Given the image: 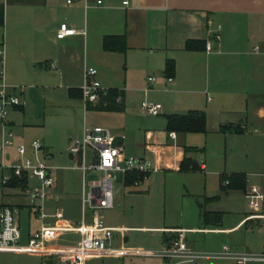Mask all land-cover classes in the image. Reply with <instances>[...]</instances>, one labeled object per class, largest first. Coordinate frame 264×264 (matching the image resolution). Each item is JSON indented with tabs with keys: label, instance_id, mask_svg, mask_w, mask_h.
I'll return each mask as SVG.
<instances>
[{
	"label": "crops",
	"instance_id": "1",
	"mask_svg": "<svg viewBox=\"0 0 264 264\" xmlns=\"http://www.w3.org/2000/svg\"><path fill=\"white\" fill-rule=\"evenodd\" d=\"M0 2L3 4L0 43L3 41L5 45V80L21 99V104L9 112L8 123L11 128L19 125V112H24L25 102L29 95H36L37 88H64L73 107L82 106L81 134L85 126H101L114 136L117 144L122 145L125 155L151 160L155 169L149 171L144 180L141 179L146 183L154 173L183 170L202 172V191L193 195L197 218L202 222L200 202H203L204 209L222 214L218 226L222 225L225 213H238L240 218L236 227L262 229L264 251V198L259 210L248 207L244 195L249 189L247 178L245 189H241V202L237 207L226 210L222 201L235 199V193L240 189H221V180L228 178L225 177L226 173H246L249 169H255L261 182L260 187L257 186L264 192V0ZM61 22L74 27L76 32L57 37L56 31ZM108 34H124L126 48L105 49L103 36ZM188 39H209L212 47L207 49L203 42L198 47L186 48ZM255 45L259 46L258 51L253 49ZM167 58H172L174 62L172 75L164 73ZM86 65L96 68L95 78L102 85L121 90L120 108L96 109L82 104L79 90ZM148 75L155 76L151 83L147 79ZM145 87L148 89L145 90ZM143 98L162 103L161 113L147 114L157 116L153 120L139 113L138 100ZM189 110H202L205 113L204 131L167 128L166 114L185 113ZM74 114L78 115L76 112ZM221 124L236 126L238 130H221ZM172 130L175 131V137L169 135ZM237 143L244 149L243 164L248 168L243 166L242 170L227 171V156ZM42 148L47 149L49 146L42 145ZM211 155L225 158L211 161ZM70 156L76 164V159ZM183 158L189 166L195 164L196 167L180 168ZM75 164L73 166L81 171ZM52 169L55 167L50 165L54 182L49 188L48 198L57 200ZM85 173L83 177L81 171L80 216L62 217L69 221V226L63 231L58 223L61 216L56 214L51 217L49 213H43L44 218L41 219L35 211L34 216L39 224L31 227L28 222L25 233L20 229L24 243L42 224L49 228L53 224L55 226V231L50 233L47 240L48 244L57 239L60 246L78 241L80 235L77 224L81 218V190L86 180ZM121 174L124 184H133L125 179L129 173ZM5 187L20 189L15 184ZM21 192V189L7 191L3 188L0 202L17 205L19 214L21 208L25 207L30 221L34 203L10 200L13 195H20ZM215 193H219L217 198L204 201V197ZM189 209H193L191 205ZM254 212L258 216L250 217ZM100 217L105 225L113 229L111 245L115 248H130L124 246V228L106 223L103 214ZM118 228L123 231H117ZM157 229L161 231L160 243L166 246L170 244L172 236H176L175 230L178 229L184 231L187 243L191 230L184 223L164 225ZM115 233L121 235L116 243ZM123 257L126 256L90 257L85 264L90 259Z\"/></svg>",
	"mask_w": 264,
	"mask_h": 264
},
{
	"label": "rangeland",
	"instance_id": "2",
	"mask_svg": "<svg viewBox=\"0 0 264 264\" xmlns=\"http://www.w3.org/2000/svg\"><path fill=\"white\" fill-rule=\"evenodd\" d=\"M2 31L0 26V37ZM35 94V96L29 95L27 102H25L24 112H19L18 119L21 120L19 125L12 127L14 131L13 143L7 146L3 152L0 151V166L7 165L21 157L16 150L18 145H25L27 147L25 156H31L30 143L33 140L40 142L41 147L38 151L40 156H45L46 162L55 167L52 171L55 177V191L58 194L57 200L47 198L43 201V213H49L51 217L56 214L61 216L58 223L61 225V230L64 231L65 227L69 226V221L62 217L80 216L79 194L82 174L79 169L73 166L75 161L68 151V137L71 134H81V112L83 109L82 106L80 108L73 107V103L68 101L69 98L64 88H37ZM139 103L140 99L138 100ZM75 112L78 113L77 116L74 114ZM139 113L150 120L157 117ZM42 145L49 146V148L44 149ZM46 150L50 152L48 156L45 155ZM86 152L88 163L91 161L90 149H87ZM224 158L211 155V161H220ZM244 159V149L237 143L233 151L227 156V171L248 168L247 165L243 164ZM248 166L251 168L250 165ZM96 176L97 172L93 170L85 173L86 180ZM228 176L226 173L225 177ZM245 176L246 179L248 178V188L252 185L259 186L261 184L258 179L259 174L255 172V169L247 170ZM30 183L32 184L34 181L31 180ZM203 185V173L198 170L191 172L183 170L166 174L154 173L151 174L147 183L140 180L136 184L127 185L123 182L122 174L118 172L113 181V207L103 209L99 213L104 215L106 223L124 228L125 247L150 250L155 253L160 252L166 248V245L160 243L161 231L157 228L184 223L191 229L187 236V247L191 251L210 255L202 258L203 264H236L232 258L217 255L223 246L230 247L233 252L262 254V229L248 226L236 227L240 218L238 213H225L221 226L205 224L197 218L193 195L201 192ZM3 188L7 191H20L19 188H7L0 182V196ZM215 194L219 196V193ZM241 195L243 194L240 189L235 193V199L223 200L224 209L230 210L237 207L241 202ZM244 195L247 202L246 193ZM10 200L26 204L34 203L30 221L28 220V210L25 207L20 210L22 233L27 231L28 222H30L31 227L39 224V220L34 216V212L37 211L38 201L36 199L31 200L21 192L20 195H13ZM189 205L193 208L192 210H188ZM255 213H252L254 218L258 216ZM54 227L53 224L49 231H55ZM121 230L123 231V229H117V231ZM120 237V233H115V243L119 241ZM24 241L23 238L21 242L24 243ZM59 243L60 241L57 239L49 244L58 245ZM43 260V257L35 254L0 253V264H42ZM170 261L173 262L176 259L171 258L166 261L160 255L126 256L123 258L90 259L87 264H168ZM256 264H264V261H257Z\"/></svg>",
	"mask_w": 264,
	"mask_h": 264
},
{
	"label": "built area",
	"instance_id": "3",
	"mask_svg": "<svg viewBox=\"0 0 264 264\" xmlns=\"http://www.w3.org/2000/svg\"><path fill=\"white\" fill-rule=\"evenodd\" d=\"M70 1V0H67ZM100 2V0H95ZM126 3L127 0H122ZM87 3V0H84ZM76 32V29L61 22L56 31L57 37H64ZM217 37V34H214ZM205 47H212L211 41L205 42ZM258 51L259 46H253ZM51 66H54L53 64ZM96 68L85 66L83 70V82L81 85V99L86 103L96 104L100 97L109 92L110 87L104 86L95 78ZM151 83L154 75H148ZM148 88L145 87V90ZM116 101H121V95L115 96ZM21 104L19 95L9 88L5 81V45L0 43V151L13 143L14 131L9 126L8 115L10 110ZM160 101L143 98L139 103L142 113L156 115L162 112ZM169 135L175 137V131H169ZM40 142L33 140L30 143L31 156H25L27 147L20 144L16 147L21 156L7 165L0 166V182L3 185L15 184L20 187L23 194L31 200H37L38 216L42 219L43 201L50 196L49 188L54 182L50 165L45 156H40ZM87 149H90L91 161L87 163ZM68 151L76 159V166L82 171L83 177L86 171H96L97 176L83 181L81 190V218L77 224L79 239L71 245H50L47 240L51 231L46 224L32 233L25 243H21L19 224V209L17 205L0 202V252L28 253L39 255L43 258L51 257L56 264H85L86 259L100 256H154L160 255L168 261V264H203L202 258L210 255L191 251L186 244L183 230H175L176 236L165 249L160 252L131 248H115L111 245L113 229L104 224L100 217V211L113 207V181L116 173L137 172L141 176L133 179V184L143 179L149 171L155 169L151 160L125 155L121 144L115 142L114 136L101 126L86 127L81 135H72L68 141ZM46 150L45 155L48 156ZM34 183H30V181ZM228 178L222 179V184H227ZM248 207L257 211L260 209L264 198V192L257 185H252L246 192ZM252 217V215L250 216ZM218 256L234 259L238 264H253L264 261L262 254L254 255L248 252H233L228 246H223Z\"/></svg>",
	"mask_w": 264,
	"mask_h": 264
},
{
	"label": "trees",
	"instance_id": "4",
	"mask_svg": "<svg viewBox=\"0 0 264 264\" xmlns=\"http://www.w3.org/2000/svg\"><path fill=\"white\" fill-rule=\"evenodd\" d=\"M3 22V4L0 2V24ZM205 45L206 40L198 39H188L185 43L186 48H194L200 46V43ZM103 47L108 50H124L126 48V40L124 34H108L103 36ZM174 70V62L172 58H167L164 66V73L166 75H172ZM117 94L121 95V90L116 88H110L109 92L102 95L96 104L86 103V107H93L96 109H118L121 107V103L116 101L115 96ZM79 96H81V89L79 90ZM167 128L178 130V131H204L205 130V113L202 110H189L185 113H169L166 114ZM221 130L233 129L238 130L236 126H228L221 124L219 127ZM187 151V147L185 149ZM180 168L191 167L195 168V164L189 166L188 161L183 158L180 163ZM137 172L129 173L125 176L127 182H133L134 178H137ZM246 176L243 172H232L228 176V183L222 184L221 189L225 190L227 188H238L245 189ZM218 197V195H213L210 197H204V201L208 199H213ZM200 216L205 224L219 225L222 214L220 212H213L204 209L203 202H200ZM175 238L172 236L171 239ZM42 264H56L55 260L51 257L43 258Z\"/></svg>",
	"mask_w": 264,
	"mask_h": 264
}]
</instances>
